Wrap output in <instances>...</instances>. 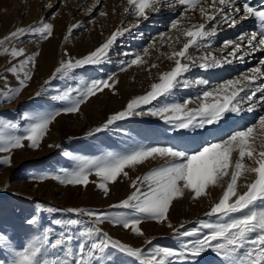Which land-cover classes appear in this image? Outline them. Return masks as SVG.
<instances>
[{"label": "snow or ice", "instance_id": "6c2138e0", "mask_svg": "<svg viewBox=\"0 0 264 264\" xmlns=\"http://www.w3.org/2000/svg\"><path fill=\"white\" fill-rule=\"evenodd\" d=\"M100 4L101 0H93L87 12L92 13ZM177 5L180 6L178 11ZM47 8H53L51 0ZM165 8L172 9L176 16L169 20V31L153 37L152 42L140 52L125 53L132 58L120 61V71L148 64L144 57L155 47L157 39L161 45L168 44L172 48L170 53L163 55L166 60L173 61L174 66L162 71L158 82L152 83L145 94L132 98L126 107L110 115L102 125L86 135L93 136L119 121L145 114L159 117L174 131L196 133L197 130L213 126L217 135L186 150H180L175 145L139 144L124 153L107 152L101 156H80L65 151L64 156L77 161L78 167L73 170L61 169L58 173L41 175L38 179L52 178L62 185L83 187L93 183L107 197L110 184L127 178L133 190L125 199L109 205L112 209L127 211L48 207L46 211L49 213L64 212L74 216L51 222L62 229L52 240L50 236L54 230L50 226H43L41 217L33 214L26 218L25 223L29 228H43V236L39 246H19L22 250H15L14 238L0 230V250L6 249L7 255L11 256V259H0V264H115L117 259L120 264H127L128 258L137 264H194L209 251L219 258L221 264H264V114H260L250 125L226 133V138L219 135L221 126L230 120L244 113H253L258 107L264 112V59H259L257 66L248 68L235 78L216 85H211L204 77L193 78L189 75L193 68L205 71L220 69L234 62L243 63L244 58L253 53H264V4L257 7L250 4L249 0H126L123 12L134 22L129 24L122 20L103 43L79 58L65 50L58 66L35 93L36 97H40L50 90L55 91L56 94L51 98L67 102V106L45 113L24 112L21 119L28 123L23 128V134H9L6 131L19 129V121L0 118V153L7 154L0 159V163L10 164L13 150L25 147V142L28 147L39 149L49 133L50 125L62 113L80 112L81 105L105 89L116 93L119 80L115 78V73L88 82L80 79L74 87L60 89L52 88L51 85L57 79H73L75 70L85 66H101L109 62V53L119 38L131 34L143 22L149 21L151 14H161ZM195 13L199 14L202 22L192 23ZM108 14L107 11L99 12L102 17ZM250 18L258 22V30L242 32L235 39L224 40L220 56L207 53L193 57L190 54V49L211 47L218 32L225 26L233 29ZM81 26L80 22L69 26L68 35L64 36L65 42ZM170 31L177 33L174 41L169 35ZM53 35L54 24L40 19L27 26L15 27L0 38V56L7 55L15 61L5 71L18 81V86H9L8 76L0 75V81L5 85V88L0 89V103L15 100L29 86L38 66L40 52L28 54L25 47L18 46L22 38L36 36L47 41ZM139 35L143 38V33ZM181 36L187 39L177 50L175 44L180 43ZM156 67L158 65L153 63L149 70ZM192 86L207 87H203L194 97L183 98L182 102H167L174 98L177 90ZM154 101L156 106L148 107L147 112L142 110L143 106L152 105ZM193 103L196 106L189 107ZM48 146L60 147L58 144ZM157 158L164 159L165 163L152 168L143 177L132 179L126 170ZM246 160L251 163H245ZM93 174L98 179L90 181ZM246 174H254L255 178L245 183L243 186L246 190L241 192L238 190V181L241 177L246 178ZM224 177L230 179L222 196L204 213L206 218L215 217L214 221L200 219L197 227L183 232L180 229L184 228V224L173 227L168 214L174 200L183 198L186 193L192 199L206 196L210 186L224 187L220 183ZM40 207L43 208V205ZM143 220L168 221L167 226L174 235L197 238L188 240L178 248L159 245L142 248L114 238L101 227L108 222L143 237L145 233L140 227ZM204 230L207 232L200 235ZM153 239H147L146 244L152 245ZM78 240L80 242L77 244ZM45 246L58 250L55 259L41 260V251Z\"/></svg>", "mask_w": 264, "mask_h": 264}, {"label": "rangeland", "instance_id": "374dc122", "mask_svg": "<svg viewBox=\"0 0 264 264\" xmlns=\"http://www.w3.org/2000/svg\"><path fill=\"white\" fill-rule=\"evenodd\" d=\"M50 0H0V38L14 30L18 26H27L34 22L44 19L54 24V35L47 41L39 39L36 36L22 38L18 45L25 47L28 54L33 51H39L38 66L35 69L33 79L29 86L11 102L0 103V118L12 121H19L21 127L16 130H6L9 134H23V128L28 121L21 119L24 112L45 113L55 109H62L67 106V102L55 101L51 97L56 94L55 91H49L36 97L35 93L40 90L43 82L49 78L58 66L65 50L76 58L87 54L90 50L98 47L105 41L110 34L120 26L122 20L129 24L134 21L123 12L126 0H101V4L92 13L87 12V8L93 3V0H51L53 8H47ZM180 6L177 5L178 11ZM100 11H107L106 17L99 15ZM163 14L162 16H159ZM161 14H151L150 20L143 22L138 29H134L131 34H125L118 39L112 51L109 53V62L101 66H85L82 69L75 70L72 74L73 79L52 81V88H66L75 86L80 79L86 82L93 79H104L109 74L115 73L119 83L116 86V93L105 89L102 93H97L85 104L81 105L78 113H62L50 125L49 133L44 137L39 149H32L27 146L21 149H15L11 153V163H0V230L5 231L10 237L14 238L13 247L15 250H22L29 244L39 246V240L43 236V228H29L25 219L33 214L41 217L42 224L45 227H52L53 233L50 240L56 238L60 225H54L51 222L55 219H67L74 214L64 212L49 213L48 207H88L100 211H127L123 209H112L109 205L118 203L125 199L133 190L127 178L119 179L118 182L110 184V193L107 197L103 195L96 184L89 183L87 187L62 185L55 179H38L41 175H49L60 172L61 169L73 170L78 167V162L70 157L64 156L65 151L72 152L80 156H101L107 152L124 153L139 144L178 146L180 150L195 148L202 140L211 139L217 135L213 126L206 130H197L196 133H190L186 130H172V127L162 121L159 117L151 115L132 116L126 120L117 122L111 128L95 133L93 136H87L86 133L102 125L106 119L113 113L122 110L127 103L135 96L143 95L150 89V85L158 82L159 74L167 71L174 66L173 61L166 60L163 53H170L172 48L168 44L161 45L159 39L154 48L149 50V55L144 57L148 64L143 66H132L126 71H120V61L132 58L125 53L140 52L152 42L153 37H158L161 32L169 31V20L176 18L172 9L165 8ZM166 18V19H165ZM164 19V20H163ZM80 22L82 26L75 29L65 42L64 36L68 35L67 29L74 23ZM199 14H193L192 23H200ZM256 23V22H255ZM250 29L247 32H251ZM143 33V38L140 37ZM169 35L173 41L177 35L175 31H170ZM234 39L232 36H225L219 33L213 45L203 49H190L193 57H199L202 54L212 53L220 56L223 41ZM185 37L181 36L180 43L175 44L178 50L186 42ZM230 50V49H228ZM225 50V51H228ZM252 57H248V60ZM253 61L240 67L238 62L232 65H225L220 69L203 70L193 68L189 74L193 78L204 77L210 81L211 85L222 83L224 80L235 78L248 68L257 66L259 59H264V53L256 52ZM186 62V61H183ZM15 61L11 57L0 56V75L8 76L9 86H18V81L14 79L11 73L5 69ZM157 64L158 67L151 68V64ZM207 86H192L188 89H179L175 92L173 99L167 102H182L183 98L194 97ZM5 88L4 82L0 81V89ZM259 96V94H257ZM156 106L154 101L152 105L143 106V111L147 112L148 107ZM195 103L189 107H195ZM260 114H264L258 107L253 113H244L239 118H234L221 126L220 136L226 138V133L233 130H240L243 127L255 122ZM228 126V127H227ZM195 137V139H193ZM50 144H58L59 148L49 147ZM7 154L0 153V159ZM235 153L233 154L235 158ZM165 163L164 159L157 158L149 160L143 165L133 169H126L132 179L137 176L143 177L149 170ZM245 163L251 162L246 160ZM231 171V169H230ZM254 174H246L238 181L239 191L246 190L244 183H250ZM90 181L97 180L95 175L90 176ZM229 177H224L221 184L224 187L210 186L208 194L199 199H192L189 193L183 198L173 201L170 207L168 219L173 227H179L184 224L181 232L197 227L198 220L209 219L214 221L215 217L206 218L204 213L210 210L211 206L218 202L222 196L224 188L229 182ZM243 180H245L243 182ZM218 190V192H215ZM221 190V191H220ZM234 199V198H233ZM43 205V208L40 207ZM168 221L163 223L153 220H143L140 227L145 236H135L130 230H125L119 225H112L106 222L101 227L108 231L114 238L123 242L130 243L136 247L150 248L154 246H166L178 248L188 240L197 237L176 236L173 230L167 226ZM204 230L200 235L206 233ZM153 239L152 245H147L146 240ZM80 241H76L78 244ZM58 250L45 246L41 251V260H52L56 258ZM0 259H11L7 255V250H0ZM115 264H120L119 259ZM127 264H137L131 258H128ZM191 264V262H184ZM194 264H221L210 251L194 262Z\"/></svg>", "mask_w": 264, "mask_h": 264}, {"label": "bare ground", "instance_id": "6f19581e", "mask_svg": "<svg viewBox=\"0 0 264 264\" xmlns=\"http://www.w3.org/2000/svg\"><path fill=\"white\" fill-rule=\"evenodd\" d=\"M249 3L254 5V6H257L259 7L261 4H264V0H249ZM163 14L159 15V16H162ZM166 19V18H165ZM164 20V19H163ZM254 19H248L246 21H243L241 22L239 25L236 26V28H233V29H229L227 28V26H225L223 29H221L218 34L221 32V33H224L225 36H232L234 37V39L236 37H238L242 32H247L248 30L250 29H254L256 28V30H258V22H256ZM233 39V38H232ZM254 55L255 53H253L252 55L250 56H247L244 58V62L243 63H237V65H241L240 67H244L245 64L255 60L254 59ZM248 57H252L248 60ZM228 127V126H227ZM255 178V177H254ZM253 178V179H254ZM245 180H243L244 182ZM247 183V182H246ZM245 184V183H244ZM221 191V190H220ZM215 192H218V190H215Z\"/></svg>", "mask_w": 264, "mask_h": 264}]
</instances>
